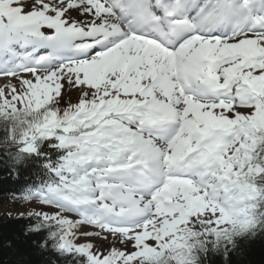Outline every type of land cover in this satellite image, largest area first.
I'll list each match as a JSON object with an SVG mask.
<instances>
[{
  "label": "snow or ice",
  "instance_id": "snow-or-ice-1",
  "mask_svg": "<svg viewBox=\"0 0 264 264\" xmlns=\"http://www.w3.org/2000/svg\"><path fill=\"white\" fill-rule=\"evenodd\" d=\"M0 76L46 264H229L264 236V0H0Z\"/></svg>",
  "mask_w": 264,
  "mask_h": 264
},
{
  "label": "trees",
  "instance_id": "trees-1",
  "mask_svg": "<svg viewBox=\"0 0 264 264\" xmlns=\"http://www.w3.org/2000/svg\"><path fill=\"white\" fill-rule=\"evenodd\" d=\"M33 175L32 170H25L17 175L8 157L0 154V205L10 201L24 205L13 199L12 194L20 192ZM28 223V220L19 216L0 214V264H46V257L23 234ZM216 264L224 262L218 260ZM229 264H264V236L241 242Z\"/></svg>",
  "mask_w": 264,
  "mask_h": 264
},
{
  "label": "rangeland",
  "instance_id": "rangeland-1",
  "mask_svg": "<svg viewBox=\"0 0 264 264\" xmlns=\"http://www.w3.org/2000/svg\"><path fill=\"white\" fill-rule=\"evenodd\" d=\"M4 82H0V86L3 84ZM67 87V86H66ZM75 90V89H73ZM67 92V93H66ZM70 91H63V97L65 98H70L72 99V103H73V97L74 95H70L68 94ZM31 206H23V207H20V206H17L16 204H13V203H4V204H1L0 205V214L1 213H5V214H8L11 213V215H18V213L20 212H26L30 209Z\"/></svg>",
  "mask_w": 264,
  "mask_h": 264
}]
</instances>
